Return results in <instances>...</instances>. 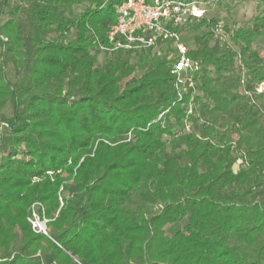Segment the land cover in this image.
Returning a JSON list of instances; mask_svg holds the SVG:
<instances>
[{
  "label": "trees",
  "instance_id": "trees-1",
  "mask_svg": "<svg viewBox=\"0 0 264 264\" xmlns=\"http://www.w3.org/2000/svg\"><path fill=\"white\" fill-rule=\"evenodd\" d=\"M123 1L0 0V18L9 8L17 20L0 27V264H264V57L253 47L264 41V0L251 27L233 29L231 47L209 45L216 19L198 21L207 32L188 55L199 65L195 90L181 99L169 62L152 52L139 53L136 67L119 56L95 66L90 47L105 44ZM4 36L24 64L15 83ZM19 145L29 168L12 159ZM59 170L73 191L54 218ZM37 201L54 219L48 237L26 223Z\"/></svg>",
  "mask_w": 264,
  "mask_h": 264
},
{
  "label": "built area",
  "instance_id": "built-area-1",
  "mask_svg": "<svg viewBox=\"0 0 264 264\" xmlns=\"http://www.w3.org/2000/svg\"><path fill=\"white\" fill-rule=\"evenodd\" d=\"M206 4L209 3L201 0H125L115 6L116 21L108 27L105 44L98 40L94 43L108 53L152 52L165 58L170 64L176 95L181 99L195 90L194 74L199 65L188 56L191 48L183 41L180 30L203 18ZM212 30L220 44H224L227 33L222 25Z\"/></svg>",
  "mask_w": 264,
  "mask_h": 264
},
{
  "label": "rangeland",
  "instance_id": "rangeland-1",
  "mask_svg": "<svg viewBox=\"0 0 264 264\" xmlns=\"http://www.w3.org/2000/svg\"><path fill=\"white\" fill-rule=\"evenodd\" d=\"M220 1H221L220 5H218L217 3H213V2L211 4H206L205 5L206 11H205L203 18L206 19L205 20L206 22H208L211 19H216V21L220 25L229 28V33H227V35L225 36L227 37V39L225 40L224 44L226 45V47L227 46L231 47L232 42H230V36H232L233 29L238 28V27H243V26L251 27L253 25L254 18L259 14L258 1L257 0H244V1L239 2L238 4L232 2L231 0H220ZM73 11L76 13H79L80 11H82V8L75 7ZM16 21L17 20H16L14 13H12V11L9 8H7L3 16L0 18V27L12 26L16 23ZM198 24L199 22H192L188 26L180 30L183 41L191 49L194 48V43H193L194 38L196 36L204 35L207 32L205 25L203 24L198 25ZM73 33L74 32H71V35L66 36L68 41L74 39L72 35ZM50 37H55V35L51 34ZM3 41L6 42L7 44V51H6V56H5L6 77L11 83H15L20 78L23 72L24 64L18 57L17 48L13 40L11 39V37L4 36ZM208 42H209V45L211 46H213L215 43L220 45V42L213 34L212 36L208 37ZM253 47L258 51L259 56L263 58L264 57V41H260L257 39L254 42ZM90 52L92 55L96 57L95 66H102L111 60H115L119 56L123 60L128 59L129 63L136 67L138 65L139 59L142 56L146 55V54H139V53L126 54V53H121V52L120 54L108 53V52L100 51L96 46H93V45L90 47ZM239 63H240L239 60H237L236 64L238 65ZM139 75L140 73H133L123 82L130 81L133 77H138ZM257 92L258 93L261 92L264 95V83L258 86ZM194 93H195L194 95H199L198 90H196V92ZM193 97L194 96H191V100L193 99ZM192 107H193V103L190 102V109H192ZM11 113H12L11 107L9 105H7L6 108L2 111V114L7 118L11 117ZM201 115H202V109L198 108L197 114H196V119H197L196 125L200 130L205 125V120L201 118ZM193 124L194 123L191 121H189V123H186L183 133H188L192 131ZM173 131L174 133H180L181 127L174 126ZM129 140H130V134L127 135L125 142H128ZM163 140L166 143L167 152H169L170 138L164 136ZM95 146H96V143H95ZM95 146L93 148V151L95 150ZM16 149H17V154L13 156L12 159L16 161H20L24 165V167L29 168L28 165L31 162V157L26 152L24 146L19 145L18 148ZM181 149L182 147L180 149H177L176 151L178 152ZM234 155L237 157V160L235 164L233 165V171L237 172L241 164V159L239 158V153H235ZM5 157H7V153L1 151L0 159L5 158ZM82 161H83V158L79 161V163H81ZM77 167L73 170L72 178L73 176H75V171ZM46 174L50 177L51 181H53L52 179L53 173L46 172ZM56 174L60 175V178L63 180V182L60 185L59 189L57 190V199L59 202V208L58 210H56L54 218H56L59 215L60 209L64 206V201L62 199L63 195L71 194L73 191V186H72L73 180L72 178L71 179L69 178L70 175L67 172L60 171V170L57 171ZM36 181H39V180L37 178H33L32 182H36ZM141 202L142 201L140 200L139 195L134 196L133 201L131 203V209L136 210L137 205L141 204ZM46 207H47L46 204L41 201L32 203L27 210L26 223L29 225L32 233L40 234L45 237H48L49 231L51 230L49 223L54 221V219H48L46 217ZM159 208L160 206L151 205L149 206V212L155 213L158 211ZM145 217L147 218V216ZM13 232L15 234L14 241H21L22 233L20 229L18 228V226H15L13 228Z\"/></svg>",
  "mask_w": 264,
  "mask_h": 264
}]
</instances>
